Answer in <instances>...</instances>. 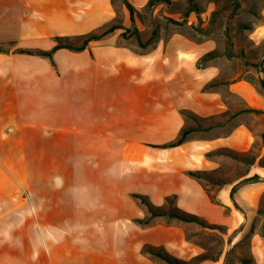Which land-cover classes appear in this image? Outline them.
I'll list each match as a JSON object with an SVG mask.
<instances>
[{"label": "crops", "instance_id": "obj_1", "mask_svg": "<svg viewBox=\"0 0 264 264\" xmlns=\"http://www.w3.org/2000/svg\"><path fill=\"white\" fill-rule=\"evenodd\" d=\"M147 1L127 0L138 11ZM115 15L113 0H0V264L12 256L9 245L19 264H163L141 249L168 253V234L181 248L183 223L154 217L139 225L148 212L133 194L155 206L174 194L180 210L198 198L203 218L225 223L233 187L240 207L264 192V56L250 81L215 59L197 67L215 43L177 32L144 52L119 44V29L81 51L59 49L52 61L20 52L49 50L54 38L87 34ZM183 128L191 132L180 145L155 147ZM221 150L253 158L217 187L213 202L185 173L215 171L230 161L208 158Z\"/></svg>", "mask_w": 264, "mask_h": 264}, {"label": "rangeland", "instance_id": "obj_2", "mask_svg": "<svg viewBox=\"0 0 264 264\" xmlns=\"http://www.w3.org/2000/svg\"><path fill=\"white\" fill-rule=\"evenodd\" d=\"M175 1L169 8L157 6L152 13L141 10L140 15H135V26L141 31L142 41H145L150 36L154 23L158 26V37L163 39L177 29L175 26L167 25L166 23V17L176 19L177 15L184 8V0ZM208 1L211 0H205L204 2L199 0L200 6L204 9L203 13L200 14V23L197 15L191 13L192 17H194L193 24L196 26L200 25L204 31L203 33L191 32V37L195 41H212L220 53H231V58L219 56L215 58L214 62L219 64L226 73L240 75L250 81H254L258 72L257 66L264 55V0H239L240 7L237 10L234 7L235 0H219L218 4ZM113 6L116 15L120 19L122 18V22L126 24V27L133 29L129 18L126 20L123 18L121 11L123 6L121 2L113 0ZM223 7L224 9L212 19V11L220 10ZM119 44L129 46L137 51H144L143 48L136 44L134 37L129 39L120 37ZM192 123L194 121L188 118V124L191 125ZM215 156L227 157L230 161L221 163L213 172H205L206 178L201 180V185L205 188V191H207L213 202H215L213 194L216 192L218 186L224 181L243 175L250 169L253 152L251 155L248 154L239 158L212 153L208 158L214 159ZM261 163H264V159ZM250 178L252 177L247 179ZM247 179L240 184H249L256 181H247ZM237 186L232 188V190L234 189V196ZM167 198L173 200L174 205L172 207H180L174 194L167 196ZM234 199L231 201L232 213L224 209L225 223L206 220L202 216L207 211L204 208H200L198 198L196 201L194 199H187L185 201L186 207L182 208L181 211L197 216L208 224L218 225L220 228L183 223L185 242L180 248L179 245H176L175 235L168 234V242L171 244L167 250L168 254L180 261L188 262L187 264H193L191 263V259L194 257H207V260L203 261L205 262L204 264H212L211 262H214L213 264H224L226 259H228V264H239V260L242 258L252 259L253 264H264V192L259 195L254 206L244 205V207H240L235 203ZM181 201L184 202V199H181ZM136 205L137 213L141 215L139 210L144 208L138 202ZM166 208H169V206L166 205ZM13 216L10 221L14 225L17 216ZM213 216L214 214L212 213L211 218ZM144 218L136 220H143ZM23 220H29L34 225L36 223L35 215L33 214H25ZM15 232L14 227L8 229V238L12 239ZM10 247L9 245L12 256H9L7 264H19L15 257L14 248ZM172 252H177V255L172 254ZM255 259L258 260V263Z\"/></svg>", "mask_w": 264, "mask_h": 264}, {"label": "trees", "instance_id": "obj_3", "mask_svg": "<svg viewBox=\"0 0 264 264\" xmlns=\"http://www.w3.org/2000/svg\"><path fill=\"white\" fill-rule=\"evenodd\" d=\"M122 5L125 6V8L128 11L129 14V21L133 26V29H130L129 27H126L124 23L122 22V18L120 19L117 15L113 18V20L107 24L102 25L101 27L80 36H69V37H56L54 38L55 45L49 49V50H35V51H21L22 53L27 54H34L37 56L48 58L52 61V55L55 51L59 49H68L71 51H81L86 48L89 42L99 40L106 36L109 33H112L113 31L119 29L122 30L120 37L124 39H129L134 37L136 44L143 48L144 51L149 50L154 46V44L159 39L158 37V26L156 23L153 25V29L151 31L150 36L145 40L142 41L141 37V31L135 26V15H140L141 10L152 13L154 9L162 5L165 8L171 7L176 1L173 0H148L145 6L140 10H136L131 4L127 2V0H119ZM203 2L205 0H202ZM208 2H212L214 4H218L219 0H211ZM184 8L181 13H179V18L174 19L172 17H166V23L167 25L175 26L177 29L173 32H177L186 38H189L193 41V37H191V32H198L203 33L202 27L200 25L196 26L194 24H188L187 18L191 13H194L197 15V19L200 23V14L203 13L204 9L200 6L199 0H184ZM235 10H237L240 7V1L235 0L234 4ZM220 10H214L211 13V18L214 19L221 11ZM171 32V33H173ZM170 33V34H171ZM169 34V35H170ZM169 35H167L164 39H166ZM195 42H201L200 40H196ZM2 48H0V51ZM137 51V50H136ZM144 51H137V52H144ZM219 56H226L227 58H231V53H220L219 51L213 50L211 52L206 53L203 55L198 61H197V67L203 68L205 67L209 61L218 58ZM264 56V55H263ZM260 65V63H259ZM258 65V66H259ZM257 66V67H258ZM260 85L264 89V79L260 80ZM216 86V83L212 82L205 86V90L213 89ZM180 114L185 117L194 120L198 123L199 119L192 115L189 112L186 111H180ZM191 132V129L189 128H183L178 136L167 143L157 145L155 147L158 148H172L175 146L180 145L182 142L186 140L187 135ZM215 154H224L233 158H239L237 155H234L231 152L228 151H216ZM191 178H194L196 180H202L205 179L206 173L201 171H187L185 173ZM258 177L254 176L250 179H247V181L257 180ZM233 193L234 189L231 191V201H233ZM133 197L138 199L140 203L146 208L148 212V216L145 217L143 220H135L136 223L139 225L145 226L150 223L151 219L154 217H166L168 219H175L182 223H193V224H199L203 227H213V228H220L218 225H211L205 222L203 219L187 214L181 210H179L176 207H172L174 205L173 200L170 198H165V203L162 206H155L153 205L147 196L141 195V194H133ZM212 200V199H211ZM166 205L169 206V208H166ZM142 254H148L153 259H157L163 264H187L188 262L180 261L172 256H170L162 247H156L152 245H144L141 249ZM204 260H207V257H194L191 259V263L193 264H200ZM224 264H228V259L225 260ZM239 264H253L252 259H240Z\"/></svg>", "mask_w": 264, "mask_h": 264}]
</instances>
